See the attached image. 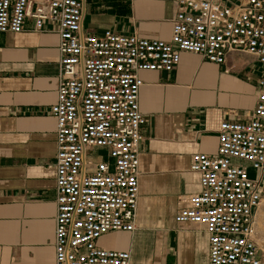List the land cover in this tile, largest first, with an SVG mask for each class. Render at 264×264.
Here are the masks:
<instances>
[{"label": "built area", "instance_id": "1", "mask_svg": "<svg viewBox=\"0 0 264 264\" xmlns=\"http://www.w3.org/2000/svg\"><path fill=\"white\" fill-rule=\"evenodd\" d=\"M83 3L0 0V39L22 33L28 19L35 32H44L46 23L57 26V100L50 109L57 145L54 264H132L129 252L99 241L136 231L146 124L140 73H172L183 53L218 66L232 53L253 57L259 92L245 117L222 121L215 157L193 155L190 172L199 191L181 197L174 221L204 229L208 264H264L257 231L264 201V0H177L170 42L111 31L86 35Z\"/></svg>", "mask_w": 264, "mask_h": 264}, {"label": "crops", "instance_id": "2", "mask_svg": "<svg viewBox=\"0 0 264 264\" xmlns=\"http://www.w3.org/2000/svg\"><path fill=\"white\" fill-rule=\"evenodd\" d=\"M177 12V0H84L82 29L170 42ZM58 45L56 24L35 32L30 19L0 39V264H54ZM259 71L245 54L218 66L183 53L172 73H140L136 231L109 233L102 247L129 252L132 264H208L204 229L174 219L181 197L199 191L193 155L215 157L222 121L254 109Z\"/></svg>", "mask_w": 264, "mask_h": 264}, {"label": "rangeland", "instance_id": "3", "mask_svg": "<svg viewBox=\"0 0 264 264\" xmlns=\"http://www.w3.org/2000/svg\"><path fill=\"white\" fill-rule=\"evenodd\" d=\"M88 159H89V161H92V162H98L99 161V158L95 157V156H90ZM249 175L251 178L256 177V174L253 170L249 171ZM257 231L259 234L260 242H262V244H264V201L262 203L261 208L259 209V211L257 213Z\"/></svg>", "mask_w": 264, "mask_h": 264}]
</instances>
